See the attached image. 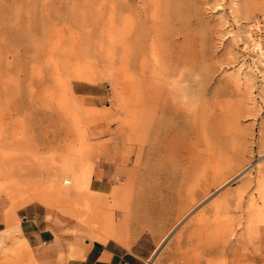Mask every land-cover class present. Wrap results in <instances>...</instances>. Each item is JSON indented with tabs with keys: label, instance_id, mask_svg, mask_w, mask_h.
<instances>
[{
	"label": "rangeland",
	"instance_id": "obj_1",
	"mask_svg": "<svg viewBox=\"0 0 264 264\" xmlns=\"http://www.w3.org/2000/svg\"><path fill=\"white\" fill-rule=\"evenodd\" d=\"M255 41L264 0H0V264L15 241L25 264L75 241L146 258L171 231L153 264H264Z\"/></svg>",
	"mask_w": 264,
	"mask_h": 264
},
{
	"label": "crops",
	"instance_id": "obj_2",
	"mask_svg": "<svg viewBox=\"0 0 264 264\" xmlns=\"http://www.w3.org/2000/svg\"><path fill=\"white\" fill-rule=\"evenodd\" d=\"M5 222L7 225V217H5ZM26 232L28 234V242L33 245L46 243L54 236L52 231H46L40 228H34L27 230ZM88 243L90 242H87L86 244ZM67 252L70 257L74 258V260H69L66 264H146V259L149 258V256L145 258V256H147L145 254L135 252H128L127 255L121 256L116 250L112 249L109 251L104 247L96 245L94 241L89 244V246H83L82 244H79L78 241H75L71 245L70 250L67 248ZM32 258L36 263L34 255ZM39 262L40 264H57L54 254L39 259Z\"/></svg>",
	"mask_w": 264,
	"mask_h": 264
},
{
	"label": "bare ground",
	"instance_id": "obj_3",
	"mask_svg": "<svg viewBox=\"0 0 264 264\" xmlns=\"http://www.w3.org/2000/svg\"><path fill=\"white\" fill-rule=\"evenodd\" d=\"M239 6V5H238ZM238 9V8H237ZM252 38V37H251ZM253 40H256V39H254L253 38ZM139 41V40H138ZM137 41V42H138ZM140 42V41H139ZM140 44V43H139ZM253 44H254V47L263 55L264 54V50L262 49V47H261V45H260V43L258 42V41H255V42H253ZM252 44V45H253ZM251 45V46H252ZM260 54V55H261ZM141 57H143V56H141ZM144 61H145V59H144ZM192 80V79H191ZM167 86V85H166ZM170 87V86H169ZM167 89V88H166ZM171 91V90H170ZM173 91H174V89H173ZM177 91V90H176ZM175 91V92H176ZM167 96V95H166ZM186 102V101H185ZM182 103V102H181ZM189 103V102H188ZM182 104H184V103H182ZM170 107H171V109H172V115L175 117V118H180V112H179V105L176 103V102H173L172 101V103L170 104ZM191 107V106H190ZM182 111V110H181ZM186 112V111H185ZM184 112V113H185ZM188 115H189V113H187ZM155 115V114H154ZM191 115V114H190ZM185 120V119H184ZM261 128L263 129L264 128V119H263V121L261 122ZM176 133V132H175ZM177 135V134H176ZM176 135H174V136H176ZM175 138V137H174ZM183 141V140H182ZM182 144H183V142H181ZM183 146V145H182ZM196 148V147H195ZM176 153V152H175ZM180 153V152H179ZM216 160V159H215ZM258 162L259 161H257L256 163L258 164ZM255 163V164H256ZM63 168H58V173L59 174H63V172L65 171V170H67V168L68 167H65V166H62ZM252 167V165L251 166H249V167H247L246 169H244V170H242L241 172H239V173H237L236 175H234L233 177H231L230 179H228L227 181H225L218 189H217V192H220V190L221 189H223L224 187H226L229 183H230V181L232 180V179H237V178H239V177H241L243 174H245V173H247L248 172V170L250 169ZM258 175L260 176V174H261V168L258 170ZM254 177V176H253ZM262 177V176H261ZM251 178V177H250ZM72 181V180H71ZM80 179H76V181H75V184H74V186H73V188L75 189V191H76V187H78L79 186V184H80ZM233 181V180H232ZM249 186H250V184L249 183H247L246 181L243 183V187H242V191H241V194L243 193V192H247V188H249ZM256 189L259 191V192H261V190H262V185H261V181H260V179L258 180V182H257V186H256ZM261 194V193H260ZM213 195V194H212ZM211 194L210 195H208L207 196V198L206 199H209V198H211V196H212ZM75 197H76V195H75ZM206 199H205V201H206ZM248 208H249V215H250V217H249V220H254V218L255 217H257L256 215H259L260 213H263L264 212V210H262V209H264L263 207L261 208L260 206H259V203H258V201H257V199L253 196V195H251V197H250V204H249V206H248ZM192 212V211H191ZM55 214V213H54ZM190 214V212L187 214V216ZM186 218V217H185ZM51 219L53 220V222L55 223V225H57L58 227H66L65 225H66V219H65V217H63L62 215H60V214H56V215H53V217H51ZM67 224H70V223H68L67 222ZM179 224V223H178ZM177 224V225H178ZM70 225H73V224H70ZM176 227V226H175ZM172 232V231H171ZM171 232L167 235V237L171 234ZM167 237L164 239V240H162V242L157 246V248L155 249V251L153 252V254L146 260V264H153V261H154V259H155V257H156V254L158 253V251H159V249L161 248V246L164 244V242H165V240L167 239ZM235 244V243H234ZM19 244L17 243V241H15L14 242V244L12 245V250L14 251V256L13 257H10L9 258V260L10 259H13V260H15V263L14 264H25V262H24V260L26 259H23V257H22V255L23 254H20V251L18 252V246ZM160 252V251H159ZM3 254V253H2ZM239 256V255H238ZM236 258H238V257H236ZM7 260V258H3L1 261H3V262H5ZM235 260H237V259H235ZM244 260V259H243ZM241 261V260H240ZM7 262V261H6Z\"/></svg>",
	"mask_w": 264,
	"mask_h": 264
}]
</instances>
